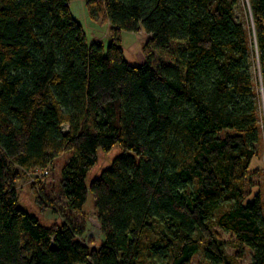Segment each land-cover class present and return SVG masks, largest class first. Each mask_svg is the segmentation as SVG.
Listing matches in <instances>:
<instances>
[{
	"label": "trees",
	"instance_id": "obj_1",
	"mask_svg": "<svg viewBox=\"0 0 264 264\" xmlns=\"http://www.w3.org/2000/svg\"><path fill=\"white\" fill-rule=\"evenodd\" d=\"M99 1L86 6L111 27L105 48L86 43L68 0H0V264H190L200 251L232 264L214 225L264 264V176L244 192L264 110V0ZM121 31L148 35L142 64L123 59ZM115 145L87 187L97 151ZM64 152L65 207L92 194L97 247L84 227L17 206L10 174Z\"/></svg>",
	"mask_w": 264,
	"mask_h": 264
},
{
	"label": "rangeland",
	"instance_id": "obj_2",
	"mask_svg": "<svg viewBox=\"0 0 264 264\" xmlns=\"http://www.w3.org/2000/svg\"><path fill=\"white\" fill-rule=\"evenodd\" d=\"M87 0H68V7L71 16L80 24L85 35L86 43L99 41L105 48L110 42L111 31L103 15L98 20H93L88 13ZM100 1L96 0V5ZM241 19V13H237ZM244 17H246L244 15ZM249 21V20H248ZM120 47L123 59L130 65L138 66L144 62L143 46L148 35L143 31L119 33ZM255 156L249 165V175L246 178L244 192L255 193L262 191L264 176V110L261 106L259 116V139L255 144ZM121 153L118 145L110 151H97V161L87 172L85 184L97 178L100 172L108 167L112 159ZM70 156V152L60 153L53 163L46 169H32L24 172L19 170L10 174L14 180L16 191V203L21 209L35 216L43 225L59 224L63 220L70 221L75 227H84L85 234L83 242L89 246L97 247L102 240V232L94 209V200L90 192L87 193L86 201L79 212H72L66 209L65 200L60 190L61 168ZM214 236L223 242L225 254L232 264H250L252 251L243 249L241 256L238 255V246L230 233H227L217 226L212 227ZM190 264H208L200 251L193 256Z\"/></svg>",
	"mask_w": 264,
	"mask_h": 264
},
{
	"label": "crops",
	"instance_id": "obj_3",
	"mask_svg": "<svg viewBox=\"0 0 264 264\" xmlns=\"http://www.w3.org/2000/svg\"><path fill=\"white\" fill-rule=\"evenodd\" d=\"M107 24H108V26H109V29H110V31H111V27H110V25H109V23L107 22ZM95 42H99V41H95ZM100 43V42H99Z\"/></svg>",
	"mask_w": 264,
	"mask_h": 264
},
{
	"label": "water",
	"instance_id": "obj_4",
	"mask_svg": "<svg viewBox=\"0 0 264 264\" xmlns=\"http://www.w3.org/2000/svg\"><path fill=\"white\" fill-rule=\"evenodd\" d=\"M260 93H261V95H263V94H262V93H263V92H262V88H260Z\"/></svg>",
	"mask_w": 264,
	"mask_h": 264
}]
</instances>
